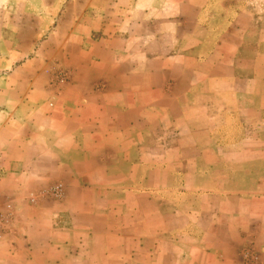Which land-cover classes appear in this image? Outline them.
<instances>
[{"label": "crops", "instance_id": "0c3cea01", "mask_svg": "<svg viewBox=\"0 0 264 264\" xmlns=\"http://www.w3.org/2000/svg\"><path fill=\"white\" fill-rule=\"evenodd\" d=\"M107 6L68 34L82 60L59 96L0 94V189L66 188L0 238V264H241L248 246L264 264V13Z\"/></svg>", "mask_w": 264, "mask_h": 264}, {"label": "rangeland", "instance_id": "374dc122", "mask_svg": "<svg viewBox=\"0 0 264 264\" xmlns=\"http://www.w3.org/2000/svg\"><path fill=\"white\" fill-rule=\"evenodd\" d=\"M108 1L0 0V94L11 101H16L20 95L35 94L37 79L41 85L36 92L39 98L55 94L59 96L66 84L72 81L82 60L80 55L74 54V63L71 65L68 62L69 54L63 49L68 34L80 20H84L85 26H89L95 21L98 10L111 11L112 7L107 6ZM231 2L264 13V0H229ZM94 36H97L95 31ZM249 172L255 174L252 175L255 179L256 173L264 174V167L249 168ZM257 180L249 185H255ZM54 185L63 187L64 194L61 198L46 193ZM7 190L13 191L11 188ZM255 190L257 189L248 188L246 192ZM259 191L264 192V186ZM65 197L66 188L62 182L51 184L37 192L21 191L11 195L5 193L2 187L0 208L7 201L12 203L15 223L10 233H15L17 225L35 222V211H32L35 206L48 200L62 201Z\"/></svg>", "mask_w": 264, "mask_h": 264}, {"label": "built area", "instance_id": "2783aa9c", "mask_svg": "<svg viewBox=\"0 0 264 264\" xmlns=\"http://www.w3.org/2000/svg\"><path fill=\"white\" fill-rule=\"evenodd\" d=\"M64 81V79H62ZM46 193L50 196L61 198L64 194L61 185L50 187ZM15 223V212L12 203L9 201L4 203V207L0 208V238L13 231ZM258 260V252L251 246L244 248L241 254V264H255Z\"/></svg>", "mask_w": 264, "mask_h": 264}]
</instances>
